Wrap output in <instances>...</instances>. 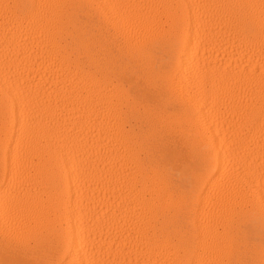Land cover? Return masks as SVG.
I'll return each mask as SVG.
<instances>
[{"label": "bare ground", "instance_id": "6f19581e", "mask_svg": "<svg viewBox=\"0 0 264 264\" xmlns=\"http://www.w3.org/2000/svg\"><path fill=\"white\" fill-rule=\"evenodd\" d=\"M0 264H264V0H0Z\"/></svg>", "mask_w": 264, "mask_h": 264}]
</instances>
